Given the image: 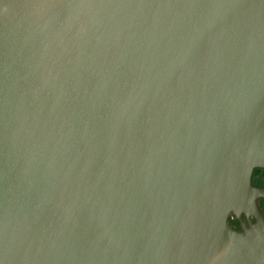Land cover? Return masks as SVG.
<instances>
[{
	"label": "water",
	"instance_id": "1",
	"mask_svg": "<svg viewBox=\"0 0 264 264\" xmlns=\"http://www.w3.org/2000/svg\"><path fill=\"white\" fill-rule=\"evenodd\" d=\"M256 169L264 0H0V264H264Z\"/></svg>",
	"mask_w": 264,
	"mask_h": 264
},
{
	"label": "trees",
	"instance_id": "2",
	"mask_svg": "<svg viewBox=\"0 0 264 264\" xmlns=\"http://www.w3.org/2000/svg\"><path fill=\"white\" fill-rule=\"evenodd\" d=\"M252 182L258 186H264V169H256L254 171ZM261 209L264 210V202L260 201Z\"/></svg>",
	"mask_w": 264,
	"mask_h": 264
},
{
	"label": "flooded vegetation",
	"instance_id": "3",
	"mask_svg": "<svg viewBox=\"0 0 264 264\" xmlns=\"http://www.w3.org/2000/svg\"><path fill=\"white\" fill-rule=\"evenodd\" d=\"M243 219L245 220V217L243 216ZM232 225L236 228H240V221L236 219L235 217L232 218Z\"/></svg>",
	"mask_w": 264,
	"mask_h": 264
}]
</instances>
